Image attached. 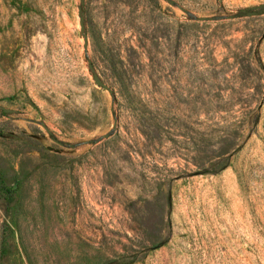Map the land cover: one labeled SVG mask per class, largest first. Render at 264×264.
I'll return each mask as SVG.
<instances>
[{
  "label": "rangeland",
  "instance_id": "obj_1",
  "mask_svg": "<svg viewBox=\"0 0 264 264\" xmlns=\"http://www.w3.org/2000/svg\"><path fill=\"white\" fill-rule=\"evenodd\" d=\"M0 264H264V0H0Z\"/></svg>",
  "mask_w": 264,
  "mask_h": 264
},
{
  "label": "water",
  "instance_id": "obj_2",
  "mask_svg": "<svg viewBox=\"0 0 264 264\" xmlns=\"http://www.w3.org/2000/svg\"><path fill=\"white\" fill-rule=\"evenodd\" d=\"M95 82H96V84L98 86L102 87L103 89L108 90V87L100 79H98L97 77H95Z\"/></svg>",
  "mask_w": 264,
  "mask_h": 264
}]
</instances>
